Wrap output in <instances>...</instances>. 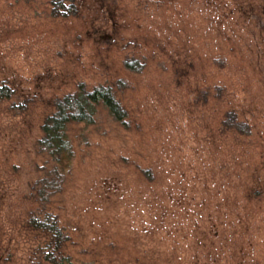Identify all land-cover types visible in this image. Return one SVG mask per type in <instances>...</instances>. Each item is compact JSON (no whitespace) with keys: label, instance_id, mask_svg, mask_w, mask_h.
<instances>
[{"label":"rangeland","instance_id":"obj_1","mask_svg":"<svg viewBox=\"0 0 264 264\" xmlns=\"http://www.w3.org/2000/svg\"><path fill=\"white\" fill-rule=\"evenodd\" d=\"M70 4L57 18L49 0H0V85L16 92L0 102V264H49L32 212L56 218L72 264H264V0ZM81 83L112 87L130 125L101 104L69 125L49 188L41 126ZM230 111L249 135L223 131Z\"/></svg>","mask_w":264,"mask_h":264},{"label":"trees","instance_id":"obj_2","mask_svg":"<svg viewBox=\"0 0 264 264\" xmlns=\"http://www.w3.org/2000/svg\"><path fill=\"white\" fill-rule=\"evenodd\" d=\"M65 1L72 2L73 0H49L52 6V17L68 18L73 15L75 12L74 5L67 6ZM125 67L136 70V72L141 69L138 63L129 60L125 62ZM124 87L126 86L124 85ZM217 91L220 95L221 89L219 88ZM15 94V90L10 86L0 85V102L11 101ZM28 103L26 100L25 102L11 103L10 109L16 114L24 113L28 108ZM100 104L106 108L115 122L120 123L125 129L129 128L130 123L126 120L127 113L121 107L116 92L109 86H97L91 91H86L81 83L78 84L76 92L55 98L50 102L53 112L45 117L41 126L42 136L36 143L38 153H45L55 164L53 170L56 176L54 180L49 182V188L55 185L56 177L60 176L58 174L59 167L61 168L72 157L67 133L68 126L71 124L92 125L97 107ZM236 116L233 111L227 112L221 124L223 131H231L241 136L249 135V126L238 121ZM142 174L148 181H152V172L149 169L142 170ZM41 183L45 184L47 181L41 180ZM26 224L30 230L37 231L45 237L43 257L46 262L49 264H72L63 252L67 237L59 228L54 216L50 213L41 216V212H32Z\"/></svg>","mask_w":264,"mask_h":264}]
</instances>
